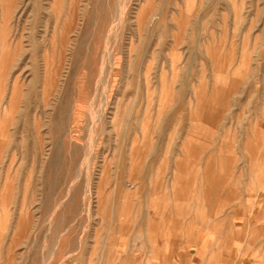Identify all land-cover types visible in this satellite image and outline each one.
<instances>
[{"label": "rangeland", "instance_id": "obj_1", "mask_svg": "<svg viewBox=\"0 0 264 264\" xmlns=\"http://www.w3.org/2000/svg\"><path fill=\"white\" fill-rule=\"evenodd\" d=\"M179 163L264 226V0H0V264L159 241Z\"/></svg>", "mask_w": 264, "mask_h": 264}, {"label": "crops", "instance_id": "obj_2", "mask_svg": "<svg viewBox=\"0 0 264 264\" xmlns=\"http://www.w3.org/2000/svg\"><path fill=\"white\" fill-rule=\"evenodd\" d=\"M180 164L181 186L176 194L171 191L162 199L156 208L158 220L145 212L144 222L160 227V240L137 241L135 233L129 236L128 244L121 248L119 244L120 255L110 264H264V226L233 223L232 191L222 187L227 179L216 178L210 163L202 172L194 168L188 171L190 167ZM206 173L208 179L204 178ZM210 183L215 186L212 195ZM193 184L198 187L192 192ZM206 185L210 186L209 195H205ZM189 192L194 198L190 204L185 199Z\"/></svg>", "mask_w": 264, "mask_h": 264}, {"label": "bare ground", "instance_id": "obj_3", "mask_svg": "<svg viewBox=\"0 0 264 264\" xmlns=\"http://www.w3.org/2000/svg\"><path fill=\"white\" fill-rule=\"evenodd\" d=\"M116 17V16H115Z\"/></svg>", "mask_w": 264, "mask_h": 264}]
</instances>
